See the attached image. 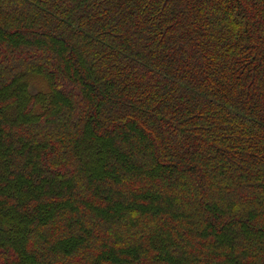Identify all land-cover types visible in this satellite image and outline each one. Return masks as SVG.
Instances as JSON below:
<instances>
[{"label":"trees","instance_id":"obj_1","mask_svg":"<svg viewBox=\"0 0 264 264\" xmlns=\"http://www.w3.org/2000/svg\"><path fill=\"white\" fill-rule=\"evenodd\" d=\"M0 264H264V0H0Z\"/></svg>","mask_w":264,"mask_h":264},{"label":"rangeland","instance_id":"obj_2","mask_svg":"<svg viewBox=\"0 0 264 264\" xmlns=\"http://www.w3.org/2000/svg\"><path fill=\"white\" fill-rule=\"evenodd\" d=\"M34 86H36V85H33L32 86V89H34ZM139 209H141V208H139ZM118 212H120V214H122V210H121V206L118 208ZM128 214V213H127ZM130 216V215H129ZM107 222V221H106ZM131 225H133L132 223H130Z\"/></svg>","mask_w":264,"mask_h":264}]
</instances>
